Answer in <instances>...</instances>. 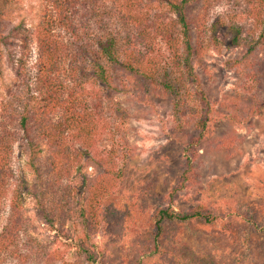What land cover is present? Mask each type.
<instances>
[{
	"label": "trees",
	"instance_id": "trees-1",
	"mask_svg": "<svg viewBox=\"0 0 264 264\" xmlns=\"http://www.w3.org/2000/svg\"><path fill=\"white\" fill-rule=\"evenodd\" d=\"M225 1L111 0V5H106V0H44V22L37 26V60L34 77H30L25 66L30 36L22 24H12L14 13L19 10L18 2L0 0V76L2 51H14L18 45L23 50L14 68L13 83L6 85L0 97V217L6 213L5 197L14 177L11 160L15 143L21 142L27 158L26 167L34 177L29 188L20 185L13 189L7 220L0 232V264L12 258L27 257L12 251L27 223L23 212L24 195L33 198L39 219L56 238L74 243L75 253L84 264H107L93 238L111 233L131 234L137 226L141 205L138 199L123 196V173L121 170L115 172L114 167L119 160L126 159L128 152L124 151L120 140H115V133L109 131L105 119L101 118V108L94 104L97 98L92 100V89L98 81L105 89H114L108 72L110 66L118 65L124 71L125 85L136 86L144 96L156 92L157 96L170 99L174 112L189 117L193 113H186L191 98L187 80L194 76L200 87L199 77L194 74V60L200 62L208 51L220 48L215 32L226 28L225 20L218 16L210 23L207 17L213 7ZM228 1L235 8L231 17L246 16L251 32L243 38L247 26L231 22L226 28L232 37L227 46L244 48L246 56L254 55L255 48L264 41V0ZM196 6L199 7L198 15L191 13ZM62 33L71 37L79 34L82 51L79 53L77 47L72 48L71 43L65 42ZM254 34L259 37L257 44ZM162 43L164 51L159 48ZM80 61L82 69L90 73L82 83L74 74ZM66 62H70L68 68L64 66ZM247 66L250 64L241 68ZM173 70L177 73L176 80L171 78L176 75ZM248 73L258 74L256 68L248 69ZM245 85V95H234L232 103L242 115L234 110L228 116L235 125L248 124L256 113L264 115V100L260 102L256 94L254 99L247 97L255 89L254 84L245 82ZM200 103L206 104L205 114L211 115L212 106L203 95ZM56 110L61 114L54 120L51 115ZM210 121L206 117L197 122L195 132L198 135L192 145L184 148L186 162L177 185L168 194L170 203L195 180L189 153L197 155L196 146L204 141ZM68 132H72L71 141L77 142L81 150L71 151L65 136ZM106 137L112 139L113 144L106 145ZM40 144L50 151L43 159ZM85 162L100 172L92 177L82 173L79 194L72 197L74 192L66 182L81 163L84 170ZM70 204H75L76 212L68 211ZM260 206L264 207V200ZM236 213L232 204L216 201L210 206L198 204L184 212H174L170 208L157 210L151 217V229L145 232V228L141 229L144 238L139 239L151 245L139 251L137 264H149L141 262V256L145 258L146 255L149 260L161 257L163 250L158 252L159 241L167 240L166 223L216 225L224 221L232 229L248 220L254 232L264 233V218L262 224L257 225L254 217L248 218L244 213L237 216Z\"/></svg>",
	"mask_w": 264,
	"mask_h": 264
},
{
	"label": "rangeland",
	"instance_id": "rangeland-1",
	"mask_svg": "<svg viewBox=\"0 0 264 264\" xmlns=\"http://www.w3.org/2000/svg\"><path fill=\"white\" fill-rule=\"evenodd\" d=\"M16 1L19 10L14 13L12 24H22L23 30L30 36L25 66L26 74L34 77L37 60L36 30L44 22L45 3L44 0ZM106 1V5H111V0ZM234 9L231 1L227 0L213 7L207 18L212 23L216 17L221 16L226 28L231 22L247 26L243 31L245 38L251 32L248 27L250 21L240 14V18L233 19L231 15L235 12ZM198 12V6L191 9V13L195 15ZM226 28L215 32L220 48L208 51L200 62L198 59L194 60V74L199 77L200 87H197L198 82L194 76L187 80L191 98L186 113H193L189 117L174 112L170 99L157 96L156 92L144 96L136 86L125 85L124 71L118 65L110 66L108 72L114 89H105L99 81L92 89V100L97 98L94 104L101 108V118L105 119L109 131L115 133V140H120L125 146L124 151L128 152L126 159L119 160L114 167L115 172L121 170L123 173V196L138 199L141 205L137 226L131 230V234L111 233L93 238V243L102 250L101 257L107 264H137L139 251L145 250V245H151L139 238L143 239L146 229H151V217L161 208L184 212L198 204L210 206L215 201L227 202L232 204L237 216L244 213L248 218L254 217L257 225L262 224L264 207L260 206V202L264 200V115L256 113L248 124L242 126L232 123L228 116L230 111H241L232 103L234 95H245V82L253 83L255 88L248 98L254 99L256 94V97L261 98L260 102L264 100V41L255 48L254 55L246 56L244 48H228L227 41L232 37L227 34ZM253 36L257 44L259 37L256 34ZM62 37L65 42L72 44V48L77 47L79 53L82 51V39L77 38L80 37L79 34L71 37L62 33ZM159 48L164 51L165 45L162 43ZM22 53L20 45L14 51H2L0 97L4 94L6 85L13 83L14 68ZM81 63L80 61L74 74L82 83V79L86 80L90 73L82 69ZM244 64L250 66L242 69ZM69 65L70 62H66L64 66L68 68ZM255 68L258 72L256 76L248 73V69ZM173 72L176 75L171 78L176 80V70ZM201 92L212 106L211 115L205 114L206 104L200 103ZM137 94L140 96L139 100ZM60 114L61 111L56 110L51 118L55 120ZM238 115H242V112ZM206 117L211 121L207 123L205 139L197 144V155L189 153L193 164L192 177L195 180L178 193L175 202L170 203L168 194L177 185L186 162L187 153H184V148L193 144L195 135H198L195 126ZM65 136L72 152L81 150L77 142L71 141L72 132ZM110 143L113 144L112 139L106 137V145L109 146ZM40 147L41 159L48 157L49 149L41 144ZM26 160L21 142L15 143L11 160L14 177L5 197L7 208L6 213L0 217V232L7 220L13 189L20 185L27 189L34 179L26 167ZM84 166L82 171L81 163V167L72 171L66 182V186H70L74 192L73 195L70 194L72 197L79 194L82 173L92 177L100 172L89 162H85ZM23 197V212L27 223L16 244L12 246V251L27 257L12 258L3 264H84L82 258L75 253L74 243L65 238H56L39 219L33 198L27 195ZM68 211L76 212L75 204H70ZM247 221V224L242 222L232 229L224 221L216 225L201 222L187 225L166 223L164 227L168 232L167 240L159 241L158 252L163 250L161 257L149 260L145 255L140 260L148 261L149 264L167 261L168 264H264V233L254 232L253 225ZM153 249L150 247V250Z\"/></svg>",
	"mask_w": 264,
	"mask_h": 264
}]
</instances>
